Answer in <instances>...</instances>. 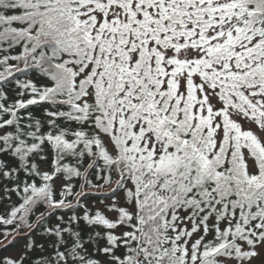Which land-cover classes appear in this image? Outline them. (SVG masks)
Here are the masks:
<instances>
[{"label":"snow or ice","instance_id":"obj_1","mask_svg":"<svg viewBox=\"0 0 264 264\" xmlns=\"http://www.w3.org/2000/svg\"><path fill=\"white\" fill-rule=\"evenodd\" d=\"M18 239L0 264H264V0H0Z\"/></svg>","mask_w":264,"mask_h":264},{"label":"trees","instance_id":"obj_2","mask_svg":"<svg viewBox=\"0 0 264 264\" xmlns=\"http://www.w3.org/2000/svg\"><path fill=\"white\" fill-rule=\"evenodd\" d=\"M9 239H11V237H9ZM7 243V241H0V254L3 255H15L18 253L19 249L21 248V246L23 245L24 241L18 239L17 243L11 247H9L6 251H3V244Z\"/></svg>","mask_w":264,"mask_h":264}]
</instances>
